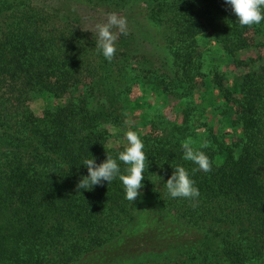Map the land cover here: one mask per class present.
Here are the masks:
<instances>
[{
	"label": "trees",
	"instance_id": "obj_1",
	"mask_svg": "<svg viewBox=\"0 0 264 264\" xmlns=\"http://www.w3.org/2000/svg\"><path fill=\"white\" fill-rule=\"evenodd\" d=\"M50 2L0 0V264H87L135 221L139 197L127 200L119 179L76 187L88 175L85 159L100 164L127 147L110 145L106 125L143 108L130 98L132 58L141 61L146 89L179 96L180 113L170 120L157 110L139 135L144 209L152 205L154 214L102 264H264V66L229 87L217 70L202 72L198 44L211 29V41L234 60L255 25L241 26L223 0ZM141 4L150 26L165 29L170 68L154 67L128 29L108 61L82 27L80 9L129 14ZM206 88L221 99L214 109L199 102ZM34 102L42 103L38 114ZM185 141L205 152L210 172L182 158ZM178 165L198 199L168 195L164 184Z\"/></svg>",
	"mask_w": 264,
	"mask_h": 264
},
{
	"label": "rangeland",
	"instance_id": "obj_2",
	"mask_svg": "<svg viewBox=\"0 0 264 264\" xmlns=\"http://www.w3.org/2000/svg\"><path fill=\"white\" fill-rule=\"evenodd\" d=\"M40 3H51L50 0H36ZM53 3V2H52ZM56 3V2H55ZM146 5L141 4L140 8L137 10L133 9L129 11L130 13L116 14L117 18H123L125 20L124 30L128 29L129 31H134L135 34L140 36L141 39L146 43V52L152 56L156 68H160L159 63L161 62L164 67L170 68L171 62L169 57V49L165 46V36L166 32L163 27L150 26L148 18H146V11L144 9ZM148 8V7H147ZM80 16H82V27L90 33L97 40L96 33V24L107 23L109 14L104 11L92 10L85 11L80 9ZM163 17H167V13L162 11L158 16L159 19L163 20ZM262 21L260 24L255 25V29L247 36V46L244 50L237 53L236 59L228 57L213 41V32L211 29L208 30L205 34L198 38L199 48L202 51V72L210 75L213 71L217 70L220 74L223 75L226 84L229 87H233V81L238 80L242 75L248 73L251 70H257L259 67L264 66V28ZM113 35L116 36L114 43L118 41L119 34L121 30L119 27L113 26L111 29ZM159 61V62H158ZM238 61V62H237ZM141 61H138L136 58L129 59L127 61V69L133 68L131 74L134 77L133 83L134 87L130 92V98L136 100L140 105H142L141 110H133L125 113V117L121 119L119 124L106 125L108 132L111 137L109 138L110 145L112 147L128 146L126 140V132L129 130L135 131L138 135L146 133L149 128V119L157 110L163 111V114L170 120H174L179 117L177 113H180V110L177 106L179 103L178 95H164L156 96L153 92L146 89L144 85L145 81L141 78V73L139 72V65ZM237 62V63H236ZM139 64V65H138ZM130 67V68H129ZM143 67V66H142ZM155 68V69H156ZM206 93H203L199 102L206 104H211L213 107H217L221 103V99L216 91L210 92L208 88L205 89ZM31 110L38 114L41 112L42 103L34 102L30 103ZM133 109L132 107H130ZM158 186V185H157ZM141 195L139 196V212L137 209L131 213V216H136L135 221L127 225L126 235L118 239L114 246L124 247V242L134 233H142L146 229V224H144L145 217L147 213L150 212L154 214L153 206L152 208L144 209L147 206V199L144 198V192L142 190ZM153 224H151L152 226ZM112 247V248H113ZM111 247H104L98 251L95 255L87 256V264H102V256L105 258H110L108 252L112 250ZM133 264V263H132ZM136 264V263H135ZM143 264V263H141ZM151 264V263H149Z\"/></svg>",
	"mask_w": 264,
	"mask_h": 264
},
{
	"label": "clouds",
	"instance_id": "obj_3",
	"mask_svg": "<svg viewBox=\"0 0 264 264\" xmlns=\"http://www.w3.org/2000/svg\"><path fill=\"white\" fill-rule=\"evenodd\" d=\"M231 12L238 18L237 22L241 26L258 25L264 21V0H223ZM125 20L117 18L116 14H109L107 23L96 24L97 44L96 47L103 57L111 61L116 47V36L112 34L113 26L119 27L124 33ZM128 146L118 154L116 158L107 155L104 162L97 164L95 158L85 159L82 166L87 168L88 175L81 177L76 187L78 190L91 191L95 186H102L104 182L108 184L114 179H119L125 190V198L129 201L136 200L141 195L143 188V172L145 168L146 156L143 151L144 144L135 131L126 132ZM183 159L191 161L205 173L212 168L211 161L204 151L196 150L192 147L191 141H185L181 145ZM203 147H207L204 145ZM119 162L127 165L126 174L121 173ZM167 193L171 198H185L196 200L200 196V191L191 178L190 173L183 166H177L172 175L164 184Z\"/></svg>",
	"mask_w": 264,
	"mask_h": 264
}]
</instances>
